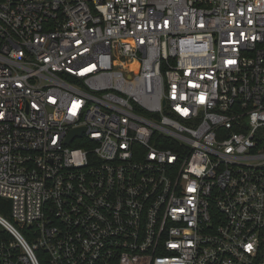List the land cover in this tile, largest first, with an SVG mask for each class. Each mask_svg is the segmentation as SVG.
<instances>
[{
	"label": "built area",
	"instance_id": "1",
	"mask_svg": "<svg viewBox=\"0 0 264 264\" xmlns=\"http://www.w3.org/2000/svg\"><path fill=\"white\" fill-rule=\"evenodd\" d=\"M0 198V264H264V0H0Z\"/></svg>",
	"mask_w": 264,
	"mask_h": 264
},
{
	"label": "trees",
	"instance_id": "2",
	"mask_svg": "<svg viewBox=\"0 0 264 264\" xmlns=\"http://www.w3.org/2000/svg\"><path fill=\"white\" fill-rule=\"evenodd\" d=\"M9 202L0 198V214L4 216L5 218L9 217V208H8Z\"/></svg>",
	"mask_w": 264,
	"mask_h": 264
},
{
	"label": "water",
	"instance_id": "3",
	"mask_svg": "<svg viewBox=\"0 0 264 264\" xmlns=\"http://www.w3.org/2000/svg\"><path fill=\"white\" fill-rule=\"evenodd\" d=\"M84 130H74L70 133L69 138H68V143H70L74 138H76L77 136H81L82 132Z\"/></svg>",
	"mask_w": 264,
	"mask_h": 264
},
{
	"label": "rangeland",
	"instance_id": "4",
	"mask_svg": "<svg viewBox=\"0 0 264 264\" xmlns=\"http://www.w3.org/2000/svg\"><path fill=\"white\" fill-rule=\"evenodd\" d=\"M41 260H42V263H43V264H45V263H46L44 258H41Z\"/></svg>",
	"mask_w": 264,
	"mask_h": 264
}]
</instances>
